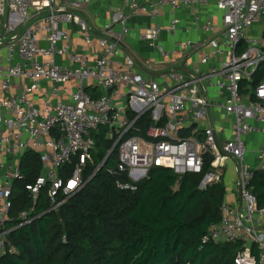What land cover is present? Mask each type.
<instances>
[{
	"label": "built area",
	"instance_id": "obj_1",
	"mask_svg": "<svg viewBox=\"0 0 264 264\" xmlns=\"http://www.w3.org/2000/svg\"><path fill=\"white\" fill-rule=\"evenodd\" d=\"M90 2L0 0V258L14 250L15 184L25 182L35 203L46 191L49 209H58L84 186L92 133L106 127L108 155L117 150V172L131 181L118 182L122 189L136 190L154 167L200 174V188L225 180L233 167L241 200L223 203L221 222L202 241L245 240L234 263L264 264V236L257 231L264 207L249 187L256 168L249 155L264 167V145L248 144L251 134L264 136V80L251 88L264 61V0H121L98 34L81 13ZM167 8L172 17L163 26ZM181 11L191 13V27L206 38L176 40L169 49L161 33H177ZM131 14L153 22L140 33L160 58L145 65L147 76L123 47ZM69 24L98 49L76 50L64 28ZM249 29L260 32L248 36ZM145 114L153 119L146 132L137 123ZM187 128L191 134L184 136ZM29 152L38 154L42 172L26 182ZM33 213V206L22 211L21 223L36 218Z\"/></svg>",
	"mask_w": 264,
	"mask_h": 264
},
{
	"label": "trees",
	"instance_id": "obj_2",
	"mask_svg": "<svg viewBox=\"0 0 264 264\" xmlns=\"http://www.w3.org/2000/svg\"><path fill=\"white\" fill-rule=\"evenodd\" d=\"M262 80L264 61L251 88ZM137 123L146 132L153 119L145 114ZM107 132L102 127L92 133L95 146L84 170L85 184L58 209H49L46 191L35 203L25 182L15 184L11 217L18 226L9 234L14 250L0 264H235L245 240L202 241L209 227L221 222L225 181L200 188V174L154 167L136 190L122 189L118 182L131 181L126 172H117V150L108 155L112 143ZM182 132L188 136L191 129ZM24 162L26 182L33 181L42 172L38 154L27 153ZM209 163L207 157L205 169ZM73 169L69 165L67 174ZM249 187L257 206L264 207V167L255 168ZM32 206L36 218L21 223L20 213ZM252 252L258 255L255 244Z\"/></svg>",
	"mask_w": 264,
	"mask_h": 264
},
{
	"label": "crops",
	"instance_id": "obj_3",
	"mask_svg": "<svg viewBox=\"0 0 264 264\" xmlns=\"http://www.w3.org/2000/svg\"><path fill=\"white\" fill-rule=\"evenodd\" d=\"M142 1L149 2L153 0ZM120 5L121 0H91L89 4L83 6L81 13L89 20L95 34H98L101 28L111 20L114 9ZM178 15L181 18V23L179 25V30L177 31V33L174 36L169 35L166 30H163L161 33V37L167 48H172L176 40L185 39L187 37L195 40L206 38V35L202 34V32L197 31L195 28L191 27L192 18L189 11L178 12ZM171 17L172 13L170 9L167 8L165 10V15L160 18L163 26H166L169 23ZM152 23L153 22L148 15L131 14L128 19L129 33L126 36L124 42V46L127 48V51L125 47L124 49L128 54H133L141 62L143 67H146L145 65H148L149 61H153L156 63L160 62L158 52L150 45L148 40L140 37L141 31L144 28L149 27ZM64 28L69 31L76 50L91 51L93 46L95 50L98 49L96 40L94 41L92 46H89L85 43V40L76 25L69 24L65 25ZM58 60L68 65H72L68 57H61ZM193 63L197 64L198 59L194 58ZM139 68L142 72H145L144 74L146 75V69L140 66ZM249 140L250 144L254 143L252 147H256L262 144L264 145V136L251 134L249 136ZM249 161L253 167H257V165L259 164L257 158L252 154L249 155ZM235 180L234 168L231 167V169L227 171V174L225 176V184L227 186L226 200L232 203H238L241 200L239 192L235 187ZM257 231L264 236V216L257 226Z\"/></svg>",
	"mask_w": 264,
	"mask_h": 264
},
{
	"label": "rangeland",
	"instance_id": "obj_4",
	"mask_svg": "<svg viewBox=\"0 0 264 264\" xmlns=\"http://www.w3.org/2000/svg\"><path fill=\"white\" fill-rule=\"evenodd\" d=\"M203 9H200V11H202ZM201 13V18H202V20L205 18V16H206V13L205 12H200ZM259 32L260 31H255V30H253V29H249L248 31H247V33H248V36L249 35H254V34H259ZM193 35V34H192ZM4 53H5V50L4 49H0V55H4ZM250 142V140L248 139V144H249V147L251 148L252 147V145L254 144H250L249 143ZM225 181V180H224Z\"/></svg>",
	"mask_w": 264,
	"mask_h": 264
},
{
	"label": "water",
	"instance_id": "obj_5",
	"mask_svg": "<svg viewBox=\"0 0 264 264\" xmlns=\"http://www.w3.org/2000/svg\"><path fill=\"white\" fill-rule=\"evenodd\" d=\"M123 47H125L124 46V44H123ZM126 48V47H125ZM126 51H127V48H126ZM133 58H134V60L136 61V63L140 66V67H142V68H144L143 67V65L141 64V62L133 55V54H130Z\"/></svg>",
	"mask_w": 264,
	"mask_h": 264
}]
</instances>
